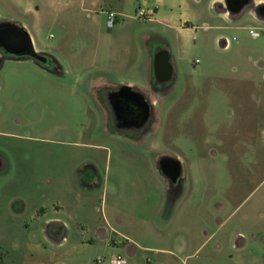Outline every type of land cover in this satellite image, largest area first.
I'll use <instances>...</instances> for the list:
<instances>
[{"label":"rangeland","instance_id":"rangeland-1","mask_svg":"<svg viewBox=\"0 0 264 264\" xmlns=\"http://www.w3.org/2000/svg\"><path fill=\"white\" fill-rule=\"evenodd\" d=\"M71 1L0 0V22H27L49 55L40 63L0 50V259L4 264H104L112 252L90 228L103 224L104 213L120 212L125 223L116 228H167L132 237L149 247L173 249L170 264H208L217 243L223 248L214 261L264 264V70L259 67L264 35L254 37L247 29L233 40L234 48L243 43L257 49L244 55L200 39L196 47L193 39L191 48L175 41L179 72L153 94L158 114L145 138L133 140L114 132L113 123L106 130L97 103L75 86L85 70L78 78L77 72L64 77L56 70L58 58L87 52V26L77 22L99 13L102 32L114 27L101 7L87 6L80 13ZM138 22L142 35L168 33L155 22ZM132 44L145 66V44L141 38ZM77 62L81 68L87 58L78 56ZM129 71L105 75L128 80ZM140 77L147 79L146 70ZM82 100L92 108L88 114ZM164 155L183 159L184 185L167 180L160 166ZM92 162L111 190L88 193ZM57 217L71 221L65 240L61 226L48 223ZM184 240L189 247L180 250ZM205 241L208 246L199 248ZM152 250L140 251L146 257L137 264L164 255ZM114 253L132 264L124 249Z\"/></svg>","mask_w":264,"mask_h":264},{"label":"crops","instance_id":"crops-1","mask_svg":"<svg viewBox=\"0 0 264 264\" xmlns=\"http://www.w3.org/2000/svg\"><path fill=\"white\" fill-rule=\"evenodd\" d=\"M144 2L149 8H155V16L152 21L167 33L154 32L148 35H142L138 28L139 19L136 16V11L141 2ZM78 5L80 13L88 11L87 6L92 8H102V13L107 16L108 12L114 11L118 15V22L114 25L113 29L102 32L103 19L99 13L93 16L85 17L86 23L77 22V24H86V32L88 35V49L85 54L82 52H70V59L58 58L57 67L64 77H68L70 74L77 72V78L81 77L82 72L85 70L86 76L80 80H75V86H79L82 92L91 96L97 103L100 114L105 117V128L111 131V125L114 132L124 134L125 136L133 139H144L145 130L151 122L155 120L156 114H158L155 107V100L152 98L158 88L167 86L172 78H174L176 72H179V66L176 63L174 55V42L177 40H184L188 48H191V42L193 39L196 41L194 46H198V39L208 44H214L218 49L225 52L236 50L237 54L244 55L246 51H256V48H249L243 43L238 44L235 48L232 43L229 46H225L224 39H233L243 34L247 29L255 28L253 25H248L251 21L257 23L258 28H264V15H261L264 10V0H243L246 4L240 8H229L226 0H75L71 1ZM68 2H64L62 5H68ZM30 10L37 12L34 8L30 7ZM94 10V9H92ZM97 12V11H96ZM14 23L18 27V32L21 34L25 48H32L33 52L40 54L44 57L49 55L42 51L38 45L35 35L27 22L20 21H8ZM170 31V32H169ZM171 34V35H170ZM199 34V36H198ZM174 36V37H173ZM141 38L146 47V64L143 66L139 62L136 45L133 46L132 42ZM236 41V40H234ZM137 44V42H136ZM159 44V45H158ZM118 46H123L125 51ZM158 46V47H157ZM125 53L124 56L123 53ZM87 58V62L83 67H78L77 57ZM131 56L132 61L127 62L124 57ZM166 56L169 58V62L172 68V77L166 80L158 79L155 73L156 62L159 58ZM26 57V56H21ZM29 57V56H28ZM249 58L252 59V55L249 54ZM47 61V60H46ZM41 69H48L47 66H40ZM259 67L264 70V61L259 63ZM130 70L132 77L128 80L119 77L117 79H108L105 74L114 73L120 74L124 70ZM146 70L147 79L141 80L140 74ZM248 76H252V73L248 72ZM174 83V82H173ZM256 86V84H254ZM117 92H126L127 97L124 101L117 103L118 105H128L133 108L145 105L148 106L150 113L149 117L145 118L143 123L132 121L123 117L115 116L116 108L112 101L111 95ZM90 99V98H89ZM85 101L83 110L85 114H88L92 110L88 100ZM106 148V147H105ZM109 149V148H106ZM111 151H109L110 154ZM139 153V151H134ZM112 153L110 154L111 157ZM179 164L180 172L175 179L167 177V180L174 184L184 185L187 182V169L181 157L172 156ZM159 161V159H158ZM94 170L95 176H93L87 183L86 189L88 193H95L99 189L111 190V186L106 177L102 178L99 166L96 163H88ZM116 187V186H115ZM115 196L117 192L114 188ZM113 212V211H112ZM90 217V215H88ZM89 219V218H88ZM103 224L95 225L94 228H90L94 233L96 239L105 241L108 246V251H111V255L105 259L104 264H110V258L115 253V250L124 249L132 259V264H137L139 260H144L145 255H141L140 251L143 249H153V253L164 255L159 256L155 262H151L147 258L146 262L141 264H170L172 256H175L173 249L170 247H149L142 244L139 239H136L135 235H140L149 230H156L162 232L167 228H116L121 227L125 223V218L119 213H104ZM49 224L55 223L61 226V240L66 239V234L70 230L71 221L64 217H57ZM217 230L210 235L212 237ZM207 233V232H206ZM118 236L122 237L119 239ZM159 242H166L164 238H159ZM208 241L201 244L199 248L207 247ZM189 242L184 240L181 242L180 250H185L189 247ZM223 245L217 243L213 246L209 255H207L208 264H231L224 262L222 259L215 260L221 255ZM163 251V252H161ZM101 262V263H102Z\"/></svg>","mask_w":264,"mask_h":264},{"label":"water","instance_id":"water-1","mask_svg":"<svg viewBox=\"0 0 264 264\" xmlns=\"http://www.w3.org/2000/svg\"><path fill=\"white\" fill-rule=\"evenodd\" d=\"M226 3L229 8H242L246 4V2H243V0H226ZM261 15H264V10H262ZM17 29L21 30V28L14 23L0 22V45L14 54L20 56L36 57L39 58L42 62H46L45 57L32 52L29 48H25L23 39L21 38V34ZM165 59L167 60V65L169 67L166 74H162L159 61H157L155 65V73L160 80H166L172 77V68L169 62V58L166 56ZM147 109L149 110L148 106ZM148 117L149 113H147V118Z\"/></svg>","mask_w":264,"mask_h":264},{"label":"flooded vegetation","instance_id":"flooded-vegetation-1","mask_svg":"<svg viewBox=\"0 0 264 264\" xmlns=\"http://www.w3.org/2000/svg\"><path fill=\"white\" fill-rule=\"evenodd\" d=\"M159 64L162 70V74H166L169 67L167 65V60L165 59V57L161 56L159 58ZM126 97V92H117L111 95L112 101L115 104L114 107L116 108V111H114L115 116L117 115L118 117H123L126 119H131L132 121L143 123L145 118L147 117V113H150V110H148L147 107L145 108V105L133 108L128 105L117 104L124 101L123 99H125ZM160 166L164 174L172 179H175L177 177V174H179L180 172L178 162L169 155H164V158L160 162Z\"/></svg>","mask_w":264,"mask_h":264},{"label":"built area","instance_id":"built-area-1","mask_svg":"<svg viewBox=\"0 0 264 264\" xmlns=\"http://www.w3.org/2000/svg\"><path fill=\"white\" fill-rule=\"evenodd\" d=\"M157 8V6L155 7ZM155 8H149L143 1L139 4L137 11H136V16L139 19H144V20H152L155 16ZM118 20V15L114 11H110L107 14V24L109 27H113ZM250 34L254 37H259L261 35H264V28H251L250 29ZM238 37H234L233 39L225 38L224 39V44L225 46H229L230 43L233 40H237ZM103 261V258H99L98 262L101 263ZM110 264H127V259L121 254L117 253L111 256L110 258Z\"/></svg>","mask_w":264,"mask_h":264},{"label":"trees","instance_id":"trees-1","mask_svg":"<svg viewBox=\"0 0 264 264\" xmlns=\"http://www.w3.org/2000/svg\"><path fill=\"white\" fill-rule=\"evenodd\" d=\"M0 50H2L6 55H10V56H16V57H21L20 55H17V54H14L12 53L11 51L9 50H6L5 48H3L1 45H0ZM30 50L33 52L32 48H30ZM42 56V55H41ZM44 57V56H43ZM34 58L35 60L39 61L40 63H45V62H42L39 58H36V57H32ZM46 58V57H45ZM47 60V58H46ZM0 264H4L3 261L0 259Z\"/></svg>","mask_w":264,"mask_h":264}]
</instances>
